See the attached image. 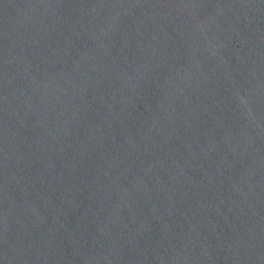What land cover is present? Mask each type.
<instances>
[{"label": "water", "instance_id": "95a60500", "mask_svg": "<svg viewBox=\"0 0 264 264\" xmlns=\"http://www.w3.org/2000/svg\"><path fill=\"white\" fill-rule=\"evenodd\" d=\"M0 264H264V0H0Z\"/></svg>", "mask_w": 264, "mask_h": 264}]
</instances>
